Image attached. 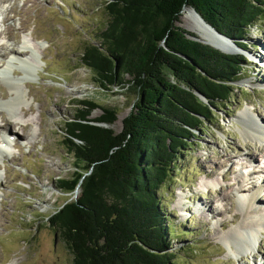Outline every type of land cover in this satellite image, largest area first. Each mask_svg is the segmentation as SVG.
I'll return each mask as SVG.
<instances>
[{
  "label": "rangeland",
  "instance_id": "obj_1",
  "mask_svg": "<svg viewBox=\"0 0 264 264\" xmlns=\"http://www.w3.org/2000/svg\"><path fill=\"white\" fill-rule=\"evenodd\" d=\"M106 1L0 0V69L12 61V52L35 66L25 75L21 70L27 71L26 65L11 62L13 69L4 76L26 88L13 112L0 107V132L9 131L16 139L0 156V264L72 262L49 222L67 199L56 182L74 171L73 159L61 145L64 123L76 114L79 102L91 101L98 108L90 119L100 117L103 108L116 111L110 129L119 134L136 102L126 87L99 88L80 62L84 46L97 43L96 35L107 23ZM177 26L196 35L185 12ZM240 41L243 50L230 43L247 63L234 85L235 96L214 110L213 121L196 132L199 139L180 151L178 166L159 194L171 227L172 264H260L258 257L264 256V227L254 252L230 253L223 240L243 221L252 194L258 193L257 214L264 210V142L246 136L243 126L249 120L239 118L248 111L264 126V19ZM0 90L9 91L1 75ZM8 98L0 96V101Z\"/></svg>",
  "mask_w": 264,
  "mask_h": 264
},
{
  "label": "trees",
  "instance_id": "obj_2",
  "mask_svg": "<svg viewBox=\"0 0 264 264\" xmlns=\"http://www.w3.org/2000/svg\"><path fill=\"white\" fill-rule=\"evenodd\" d=\"M183 7L194 9L240 50V40L264 19V0L105 2L107 23L97 43L84 46L80 62L99 88L126 87L136 102L119 134L110 129L116 111L103 108L100 117L90 119L98 108L91 101L79 102L64 123L61 145L74 171L56 182L67 199L49 222L71 253V264L176 259L168 253L171 227L159 194L180 151L196 142V132L213 121L214 110L235 96L247 64L241 54L189 39L177 26Z\"/></svg>",
  "mask_w": 264,
  "mask_h": 264
},
{
  "label": "bare ground",
  "instance_id": "obj_3",
  "mask_svg": "<svg viewBox=\"0 0 264 264\" xmlns=\"http://www.w3.org/2000/svg\"><path fill=\"white\" fill-rule=\"evenodd\" d=\"M187 9L188 8L185 7L182 10V13L185 12L189 18H192L194 25H195L193 32L197 35V37L202 42L207 43L212 46L219 47L221 50H233L232 45L230 43H227L225 42V40H222V39L221 40L217 39L216 36L213 35L209 27L205 24V22H203L193 11H190ZM7 35H9V33H7ZM23 45L27 46V43L23 41ZM29 53L31 52L29 51ZM11 55L13 56L12 61L8 62L4 68L0 69V75L3 76V79L7 82L8 87H9V91L0 90V96H3L4 98L9 97L8 100L0 101V107H3L7 112H10V113L13 112L14 107L16 105H20L22 103V100L25 97V94L23 93L22 89L26 88L25 84L24 85L20 84V80H13L7 76H6L7 78H4V76L8 74L9 70L13 69V65L11 64V62L13 63L16 62V63L26 65L28 68L27 71L21 70V72H23L25 75H31V72L35 69V66L31 64L28 60L23 61L21 58H19V55L17 52H12ZM25 58H27V56ZM28 112H31V110H28ZM239 118L240 120H242L243 118H247L249 120L248 122L249 125H247L246 127H244L242 124L244 128L243 132L246 136H252L257 141L264 142V126L261 125L259 120L255 118V116L250 115L248 111H243L241 112ZM3 119L4 118L2 116V113L0 112V120L3 121ZM1 132H5L7 133V135L9 134L8 135L9 137L14 138L12 137L13 135L9 133V131L7 132L6 130H3ZM2 146H3V142L1 141L0 142V156L1 157H2V153L5 152L6 150L2 148ZM247 161L250 163L253 162L251 158H250V161L249 160ZM259 173H262V171H259ZM259 173L257 172L256 174H259ZM248 175L250 174L248 173ZM259 178L262 179L263 176ZM260 179L257 182L260 185H257V186L262 185V181H260ZM0 182H1V179H0ZM249 190L251 191L252 187ZM238 193H243V189H238ZM257 194L258 193H254L249 198L246 199L247 200L246 201V211L247 212H245L246 216L243 217V221L238 226V228L236 230L231 231L223 238L224 243L226 244V247L230 253L241 254L247 251L254 252L258 248L259 239L257 238V234H258V231L264 227V210L262 213L258 215L256 209H254L255 208L254 206L259 205V201L257 200V197H256ZM183 205L181 203L182 208L185 207V206L183 207ZM213 211H215V208H213ZM258 260L260 264H264V256L261 255V257H258Z\"/></svg>",
  "mask_w": 264,
  "mask_h": 264
},
{
  "label": "water",
  "instance_id": "obj_4",
  "mask_svg": "<svg viewBox=\"0 0 264 264\" xmlns=\"http://www.w3.org/2000/svg\"><path fill=\"white\" fill-rule=\"evenodd\" d=\"M185 7H183V9H184ZM182 9V10H183ZM190 10H192L203 22H205L203 19H202V17L194 10V9H190ZM206 23V22H205ZM206 25L209 27V29L210 30H213V31H215V33L216 34H218L219 36H221L227 43H232L233 44V41L231 40V39H229V38H227V37H225V36H223V35H221V34H219L215 29H213L209 24H207L206 23ZM193 33V32H192ZM189 39H191V40H194V41H199V42H201V43H203V44H206V45H209V44H207V43H204V42H202L196 35H188L187 36ZM209 46H211V47H213V48H215V49H217V50H219V51H221V52H223V53H225V54H240V53H237L238 51L236 50V46L234 47L233 46V50H221L219 47H216V46H212V45H209ZM186 59V58H185ZM189 63H190V60H188V59H186ZM199 98L203 101V102H205L206 103V100L203 98V97H201V96H199ZM104 127H106V126H104ZM78 195V190L75 192V197Z\"/></svg>",
  "mask_w": 264,
  "mask_h": 264
}]
</instances>
